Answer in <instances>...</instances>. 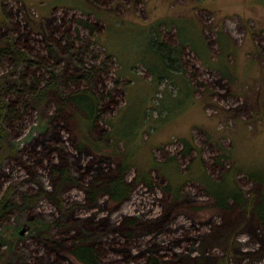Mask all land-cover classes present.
<instances>
[{"label":"rangeland","instance_id":"374dc122","mask_svg":"<svg viewBox=\"0 0 264 264\" xmlns=\"http://www.w3.org/2000/svg\"><path fill=\"white\" fill-rule=\"evenodd\" d=\"M83 13H91L99 29L105 26L98 35L113 57L103 78L113 98L104 119L115 118L111 128L101 124L100 130L111 131L122 149L103 150L105 155L77 151L74 136L50 130L55 105L48 101L46 109L28 111L12 131L20 152L0 163V197L16 184L25 193L41 185L51 190L50 165L58 162L88 185L94 177L114 175L121 152L136 163L153 156L170 179L151 173L144 160L140 165L152 174V186L130 171L127 179L135 184L124 202L100 196L90 203L83 185L67 184L66 210L42 199L24 216L0 223V263L69 264L49 256L41 237L57 218L67 224L68 234L61 237L65 247L83 221L79 231L91 234L98 223L111 232L100 240L122 247L116 228L134 218L140 226L128 245L130 254L107 249L109 264H264V226L255 214L241 207L216 208L197 180L200 164L202 176L213 180L234 162L264 170V0H0V37L15 27L28 36L21 44L45 53L49 37L60 39L63 31H74L78 19H89ZM154 28L161 30V39L193 47L184 50L182 74L166 67L156 52ZM95 47L104 58L105 51ZM13 67V61L6 62L0 72ZM235 180L247 197L263 187L246 173ZM169 182L173 188L184 184L182 198L165 192Z\"/></svg>","mask_w":264,"mask_h":264},{"label":"trees","instance_id":"16d2710c","mask_svg":"<svg viewBox=\"0 0 264 264\" xmlns=\"http://www.w3.org/2000/svg\"><path fill=\"white\" fill-rule=\"evenodd\" d=\"M93 3L96 6L100 4L98 1ZM83 15L89 16V19H78L72 33L66 30L62 32L60 39L49 37L45 41V53L34 51L27 43L21 44L20 39H23L25 35L19 34L15 27L0 37V67L6 62H14L12 69L0 72V163L20 152L14 145L11 134L19 126L23 116L30 110L46 109L48 101L55 105V112L49 116L50 130L58 133L61 130L67 131L74 136L73 145L77 151L90 149L95 150L96 154L105 155L103 150L119 146V142L112 140L111 131L100 130L101 124H106L111 128V120L115 118L108 121L104 119L105 114L110 110L109 101L113 98V90L105 91L106 85L103 80L110 73V64L113 63L111 62L112 55L100 41V34L98 35L104 31L105 26L103 25L101 30L98 28L99 21L90 20L91 13L88 15L83 13ZM171 27L172 25L167 28ZM153 31L159 35L155 49L165 66L175 70V74L177 72L182 74L184 71L181 66L183 53L190 45L185 47L180 43L168 42L165 38L161 39L163 37L161 30L154 28ZM84 32L88 33V38L84 37ZM25 40H29L28 36ZM95 44L105 51L104 58L101 59V55L97 52L99 49L95 47ZM190 47L193 49L192 46ZM117 77L119 78L118 75ZM164 81L163 79L161 82ZM119 148L122 149L120 146ZM190 154L191 152L188 151V155ZM144 160L146 158L141 157L136 163L131 155L121 152L116 160L115 174L105 178L94 177L88 185L78 181L62 163H51L52 189L47 190L41 185L34 192L25 193L19 191L20 187L17 184L8 187L0 197V223L8 224L15 214L24 216L28 213V209L42 199H47L58 209L66 210L62 193L67 184L80 183L83 185L87 190V200L90 203L96 202L100 196H107L109 201L124 202L132 193L135 184L127 179L130 171L136 170V179L146 186H152L151 173L153 170L170 179L163 173L160 163L153 156L145 161L151 173H145V169L140 165ZM149 162H151L150 165ZM178 167L179 164H176L177 172ZM200 170L205 172L201 164ZM200 170L197 180L202 182L203 189L216 208L223 211L234 207L251 210L258 222L264 226V170H248L238 167L234 162L232 167L220 175L219 180H213L211 176L203 177ZM240 173L248 174L251 180L263 186L258 195L253 194L247 197L244 194L235 180ZM187 179L189 180L190 177L184 178V180ZM180 184L173 188L174 186L169 182L165 187V192L173 193L176 199L182 198L184 184L181 187ZM135 221L134 218H128L116 228L115 232L124 238L122 247H116L115 240L101 241L102 234L111 232L98 223L91 234L88 229L86 232L79 231L86 221L74 226L75 233L70 235L69 246L65 247L62 244L61 237L64 234L66 236L68 232L65 231L67 224L63 223L60 218L46 225L41 237L46 243L47 254L54 256L58 262L67 260L69 264H109L106 258L107 249L115 251L114 248H118L120 252L130 254L128 245L134 243L136 231L140 226ZM152 262L155 263V259H152ZM0 264L13 263L3 259Z\"/></svg>","mask_w":264,"mask_h":264},{"label":"crops","instance_id":"0c3cea01","mask_svg":"<svg viewBox=\"0 0 264 264\" xmlns=\"http://www.w3.org/2000/svg\"><path fill=\"white\" fill-rule=\"evenodd\" d=\"M221 44V46L223 47V43H220ZM224 48V47H223Z\"/></svg>","mask_w":264,"mask_h":264}]
</instances>
